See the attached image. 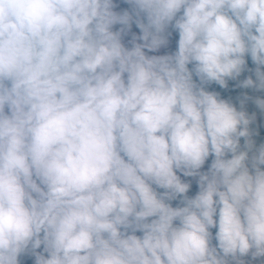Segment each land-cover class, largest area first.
Returning a JSON list of instances; mask_svg holds the SVG:
<instances>
[{
	"label": "clouds",
	"instance_id": "9594fccd",
	"mask_svg": "<svg viewBox=\"0 0 264 264\" xmlns=\"http://www.w3.org/2000/svg\"><path fill=\"white\" fill-rule=\"evenodd\" d=\"M0 264H264V0H0Z\"/></svg>",
	"mask_w": 264,
	"mask_h": 264
}]
</instances>
